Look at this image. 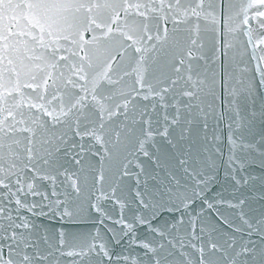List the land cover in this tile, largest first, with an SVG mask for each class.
I'll return each instance as SVG.
<instances>
[{
	"label": "water",
	"instance_id": "water-1",
	"mask_svg": "<svg viewBox=\"0 0 264 264\" xmlns=\"http://www.w3.org/2000/svg\"><path fill=\"white\" fill-rule=\"evenodd\" d=\"M225 70L258 86L264 0H0V210L17 179L54 174L59 188L63 168L79 175L85 200L96 187L93 153H102V145L111 153L104 161L108 189L145 130L142 116L155 120L162 111L146 97L166 89L169 104L187 103L181 94L199 85L197 95L209 102ZM255 130L259 135V119ZM77 154L79 166L72 161ZM261 159L255 157L250 172L264 175ZM252 203L258 216L264 201ZM37 222L52 235V247L39 249L51 253L48 264H76L78 256L60 252L92 242L91 225L65 224L58 251L59 223ZM3 234L0 244L7 243ZM188 251L196 264L197 251ZM205 252L206 262L219 258L207 239Z\"/></svg>",
	"mask_w": 264,
	"mask_h": 264
},
{
	"label": "snow or ice",
	"instance_id": "snow-or-ice-1",
	"mask_svg": "<svg viewBox=\"0 0 264 264\" xmlns=\"http://www.w3.org/2000/svg\"><path fill=\"white\" fill-rule=\"evenodd\" d=\"M258 87L264 89V74L257 86L225 70L209 102L197 95L199 85L181 94L187 103L169 104L166 89L152 92L146 98L158 101L162 111L155 120L142 116L145 130L108 189L104 161L111 153L105 145L93 153L99 161L96 187L85 200L79 175L67 168L59 188L54 174L17 179L8 207L0 210L7 241L0 244V264H48L51 253L39 249L41 243L52 247V235L37 222L42 219L59 223L58 251L67 232L63 225L92 226L86 250L60 252L78 256L76 264H193L189 249L197 251L196 264H264V204L252 215V198L264 201V175L249 171L256 156L264 168V96ZM80 160V154L72 157L77 166ZM206 239L219 254L214 262L205 261Z\"/></svg>",
	"mask_w": 264,
	"mask_h": 264
}]
</instances>
